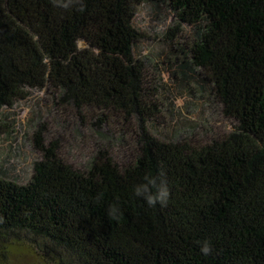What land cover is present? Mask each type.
I'll list each match as a JSON object with an SVG mask.
<instances>
[{
    "label": "trees",
    "instance_id": "1",
    "mask_svg": "<svg viewBox=\"0 0 264 264\" xmlns=\"http://www.w3.org/2000/svg\"><path fill=\"white\" fill-rule=\"evenodd\" d=\"M79 8L0 0V128L7 108L42 91L50 123L66 132L41 124L27 183L0 171V264L23 249L47 264H264V0ZM142 8L170 15L162 72L215 109L224 130L168 122L158 65L136 53ZM70 147L87 163L77 166ZM146 173L168 184L166 206L132 194ZM113 204L118 221L106 215Z\"/></svg>",
    "mask_w": 264,
    "mask_h": 264
},
{
    "label": "rangeland",
    "instance_id": "2",
    "mask_svg": "<svg viewBox=\"0 0 264 264\" xmlns=\"http://www.w3.org/2000/svg\"><path fill=\"white\" fill-rule=\"evenodd\" d=\"M172 22L170 15L164 12L152 14L145 8H142L135 21L137 29L146 35L143 42L137 46L136 53L137 56L151 59L158 65V69L155 67L150 69L153 72L151 74L153 78L162 80L165 92L161 100L164 107L171 111L167 120L169 123L179 122L180 126L190 124V127L195 123L208 124L209 122L215 128L224 130L227 123L220 118L215 109L206 108L204 101H200L197 93L191 97L188 91L182 92L181 84L178 81L172 82L173 79L166 72H162L166 68L163 62L167 60V50L162 46L161 40ZM51 104L52 99L46 92L32 91L27 100L6 109V117L0 128V171H4L8 180L20 184L30 180L33 166L41 156L34 141V134L40 129L41 124L46 123V126L51 128V134H56L55 137L59 134L66 137L65 130H59L50 123L56 116L50 114ZM51 124L52 127H50ZM184 130V127H179L177 132H170V136L175 137L179 135L178 132ZM64 151L65 154L71 155L70 158L77 166L84 165L89 159L82 157L83 151H76L72 147ZM35 253L31 249L19 250L13 253L10 264H47Z\"/></svg>",
    "mask_w": 264,
    "mask_h": 264
},
{
    "label": "clouds",
    "instance_id": "3",
    "mask_svg": "<svg viewBox=\"0 0 264 264\" xmlns=\"http://www.w3.org/2000/svg\"><path fill=\"white\" fill-rule=\"evenodd\" d=\"M59 7L69 8L74 4H79L78 10L83 11V0H54ZM160 175H163L161 173ZM132 194L142 200L148 207L160 205L166 206L170 198V189L164 180H158L155 175L145 174L141 181L133 186ZM106 215L113 221H118L121 215L118 205H109L106 209ZM197 247L200 255L210 256L214 249L211 242L207 239L197 241Z\"/></svg>",
    "mask_w": 264,
    "mask_h": 264
}]
</instances>
